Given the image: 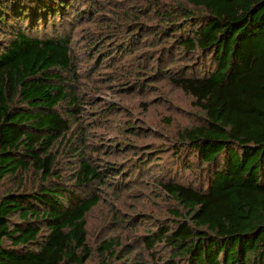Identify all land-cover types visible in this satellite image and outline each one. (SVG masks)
Here are the masks:
<instances>
[{"label":"trees","instance_id":"16d2710c","mask_svg":"<svg viewBox=\"0 0 264 264\" xmlns=\"http://www.w3.org/2000/svg\"><path fill=\"white\" fill-rule=\"evenodd\" d=\"M78 1L0 0V264H87L92 257L86 218L99 202L91 184L101 172L79 146L75 182L66 183L52 151L70 130L57 107L75 99L57 70L71 68L61 23L83 8ZM186 1L193 8L160 16L170 20L164 51L192 56L189 78L174 82L202 115L175 141L172 168L162 171L196 176L159 185L181 209L172 223L139 235L149 261L110 237L96 249L100 264H264V0ZM150 153L138 152L125 175L147 176ZM30 170L40 175L36 188L1 192L3 180Z\"/></svg>","mask_w":264,"mask_h":264},{"label":"rangeland","instance_id":"374dc122","mask_svg":"<svg viewBox=\"0 0 264 264\" xmlns=\"http://www.w3.org/2000/svg\"><path fill=\"white\" fill-rule=\"evenodd\" d=\"M77 5L83 8L61 23L72 63L69 70L57 72L70 83L75 100L57 107L70 130L52 149L54 167L66 183H74L80 166L75 150L80 146L85 160L101 172L91 184L99 202L86 218L92 252L87 264H100L96 249L110 237L136 248L149 261L139 235L152 233L161 222L172 223V212L181 209L159 185L189 184L196 176L184 169L177 174L172 170V176L162 171L172 168L175 141L202 115L195 98L174 82L189 78L193 58L181 50L164 51L171 46L162 34L170 20L160 17L175 6H191L186 0H79ZM136 147L151 152L148 161L155 159L144 177L127 175L131 159L139 157ZM114 165L119 172L109 169ZM39 183L40 175L30 170L3 180L1 192L30 190ZM158 250L165 255L163 248Z\"/></svg>","mask_w":264,"mask_h":264}]
</instances>
